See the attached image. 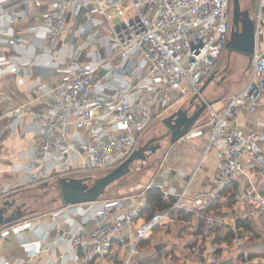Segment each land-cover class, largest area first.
<instances>
[{
	"label": "built area",
	"instance_id": "2783aa9c",
	"mask_svg": "<svg viewBox=\"0 0 264 264\" xmlns=\"http://www.w3.org/2000/svg\"><path fill=\"white\" fill-rule=\"evenodd\" d=\"M13 1L40 6L43 0H0V13ZM89 1L90 12L100 14L111 31L117 56L111 69L132 63L129 83L118 96L109 98L104 93V78L95 71V64H64L56 59L55 65L61 74L59 91L42 94L44 105L39 109L21 102L6 113L7 126L31 113L43 132L35 145L36 159L41 163L37 174L39 181L47 177L43 162L71 154L77 158L76 167L58 173L74 174L87 169L107 172L114 168L138 147L153 119L162 120L166 115L164 111L170 106L187 95L199 94L230 33L232 0ZM253 1L255 49L250 79L230 96L224 107L218 108L214 102L207 104L203 116L185 136L192 138L206 127L209 139L205 151L217 147L214 184L210 191L196 193L194 200L208 208L222 189L235 184L238 198L252 206L250 213L242 214L264 219V182L245 190L237 180L244 170L264 174L261 133L254 128L243 131L237 124L240 109L255 111L264 94V79H261L264 74V0ZM69 6L71 0H53L29 33L42 35L51 49H55L57 43L65 44L74 31L69 17L78 13L80 3L72 5L71 9ZM6 41L11 46H23L27 36L14 33ZM134 89L139 90L138 95L130 96ZM255 169L258 170L254 172ZM189 183L190 179L173 195L175 200L168 209L157 210L149 219L142 218L140 222L136 220L142 216L151 184L141 185L138 192L104 198L91 215L93 230L88 238L68 233L60 239H68L75 249L79 247V264H95L97 258H102L101 264H130L139 251L138 242L163 218L176 211L193 209L187 201ZM162 191L165 198L170 196L168 191ZM238 215L216 217L211 213H198L206 223L205 235L213 232L210 229L215 224L233 232V241L241 250L236 264H259L245 247L244 237L236 225ZM30 223L25 219L9 224L0 230V237H6L11 230H22ZM123 231L126 234L119 235ZM24 244L29 248V244L36 243ZM114 249L123 252L119 259L110 256ZM208 250L209 261L217 263V245L210 244Z\"/></svg>",
	"mask_w": 264,
	"mask_h": 264
},
{
	"label": "crops",
	"instance_id": "0c3cea01",
	"mask_svg": "<svg viewBox=\"0 0 264 264\" xmlns=\"http://www.w3.org/2000/svg\"><path fill=\"white\" fill-rule=\"evenodd\" d=\"M52 1L43 0L40 6H35L32 2L13 1L0 13V200L7 196L34 199L32 195L37 194L38 190L44 192L48 188L43 186L44 181L77 165L74 154L66 158L46 160L42 166L47 174L45 179L48 176L50 178H41L39 181L37 174L41 163L36 159L35 145L43 136L42 130L31 113L7 126L6 113L12 107L21 102H28L31 108L39 109L44 105L42 94L59 91L61 74L57 71L56 59L64 64H95V71L104 78V93L109 98L118 96L129 83L132 63L126 62L117 69H111L117 59L111 41V31L100 14L90 12L89 0H71V6L80 3V9L76 15L69 17L68 21L74 31L65 44L57 43L56 48L51 49L42 35L29 33L31 27L37 24L40 14L51 7ZM14 33L26 34L27 43L23 46L9 45L6 39ZM221 74H217L216 81ZM261 79H264V74ZM211 82V86L209 83L201 93L204 99L212 97L213 94H221L222 90H219L214 81ZM138 93L139 90L134 89L130 96H136ZM190 96H185L171 107L169 112L184 105ZM229 98L230 96H222L213 100L216 107L222 108ZM259 102L255 111L242 107L237 124L243 131L249 128L259 131L261 139L263 138L260 145L264 149V94ZM208 139V129L204 127L201 134L192 138L184 136L167 145L162 156L154 161L155 164L147 160L140 168L141 176L151 170L149 177H146L149 180L146 184L161 186L172 196L180 192L190 179L187 201L193 209L186 211L191 213L187 219H179L174 214L163 218L138 242L139 251L135 253L130 264H236L240 259L241 250L233 239L229 242L221 239L219 243H215V233L205 235L198 232V213H210L206 212L208 208L200 201L194 200V196L198 192L206 193L211 190L217 168V147L212 146L205 151ZM237 180L245 190H250L263 184L264 174H251L249 170H244ZM140 181L139 183H143V180ZM49 194H53L52 197ZM119 194L122 196L131 193ZM55 195L56 191L52 190L37 197L46 198L43 201L47 206L42 210L29 207L26 201V209L35 211L20 220L29 219L31 223L22 230H11L6 237H0V264H79V247L75 249L68 239L60 237L67 236L68 233H79L88 238L93 230L91 215L100 206L101 200L107 197L62 206L59 200L53 201ZM251 208L248 201L238 198L235 194L233 204L222 205L217 213L220 212L222 217L239 214L237 219L243 218L250 222L251 229L240 227L239 233L244 237L245 247L251 252V256L258 259L259 264H264V219L252 214H242L250 213ZM213 212H216V209ZM142 218L141 216L136 222H140ZM6 226H1L0 230ZM226 230L227 228L221 225L219 235L223 237ZM131 233L133 234V230ZM125 234L124 231L119 233ZM33 242L36 244H29L30 247L26 248L24 243ZM114 242L116 243L115 240ZM212 243L220 250L217 263L209 261L208 249ZM115 249L110 256L119 259L123 252H117ZM101 263L102 258L95 260V264Z\"/></svg>",
	"mask_w": 264,
	"mask_h": 264
},
{
	"label": "water",
	"instance_id": "95a60500",
	"mask_svg": "<svg viewBox=\"0 0 264 264\" xmlns=\"http://www.w3.org/2000/svg\"><path fill=\"white\" fill-rule=\"evenodd\" d=\"M224 48L228 52L233 51L247 57L246 69H250L255 49L254 22L249 9L247 7L243 8L240 0H232L231 27ZM218 73V69L213 70L200 87L199 94L192 95L184 105L170 111L162 118L161 121L166 128L165 133L140 143L136 149L111 170L95 177L57 173L50 178L52 180L44 181L43 186L48 187L46 191L33 194L32 196L34 198L41 197L47 191L55 189L57 195L54 196L53 201L59 200L62 206L98 200L105 194L112 183L131 170V165L135 161L144 162L152 153L160 149L161 140L167 139L169 144H173L191 130L203 116L207 104L214 102V100L202 98L201 93L211 81H214L215 85L219 86V83L226 78V75H222L216 81ZM26 198L7 196L0 200V227L15 223L35 211L26 209Z\"/></svg>",
	"mask_w": 264,
	"mask_h": 264
},
{
	"label": "rangeland",
	"instance_id": "374dc122",
	"mask_svg": "<svg viewBox=\"0 0 264 264\" xmlns=\"http://www.w3.org/2000/svg\"><path fill=\"white\" fill-rule=\"evenodd\" d=\"M240 2H241V6L243 8L247 7L249 9V12L251 15L253 8H254V5H253L254 1L253 0H240ZM231 11H232V5H231ZM246 65H247V57L240 55V54H237L233 51L228 52V50H226L224 48L223 51L221 52V54L219 55L216 63H215L214 70L218 69L220 74H221V71L223 73L227 69L228 70L230 69V72L228 73L226 78L218 86L219 90H222L221 94H219L217 96H215V94H213L212 97L208 96L207 99L213 100V99H216V98L222 97V96H228L229 97V96L233 95L234 93H236L237 91H239L240 89H242L251 77V68L247 70ZM221 75H223V74H221ZM221 75L218 77V79L221 77ZM211 83H213V82H211ZM211 83H210V86H211ZM173 106L174 105L170 106L164 112L167 114V112H169L170 108ZM165 132H166V128H165L164 124L162 123V121L160 119H153L152 122L147 127V129L145 130V133L143 134V136L140 140V143L146 141L147 139H149L151 137L159 136ZM160 143H161L160 149H158L155 153H152L144 162L135 161L131 165V170L127 174H125L124 176H122L121 178L116 180L114 183H112L110 185V187L107 189V191L105 192V194L103 195V197H117V196L121 195L119 193H133V192L141 189V185L143 183L144 184L148 183L149 180H147L146 177H149L148 175L151 173V170H147L148 171L147 173H143L144 176L142 175L143 176L142 177L141 176L142 170H140V168H142L143 164L147 160H151L152 163L155 164L154 161H157L160 158V156H162L163 151L166 149V147H167V145H169V143H168L167 139L161 140ZM105 172L106 171H101V170H96V169H87L83 172H81V171L75 172L74 175L81 176L82 174H84L86 176H94L95 177V176L100 175V174L105 173ZM140 180H143L142 181L143 183H139V182H141ZM42 191L43 190H38L36 193H41ZM54 191H55V189H54ZM51 195H53V194H49V196H51ZM45 199L46 198H44V199H40V198L31 199V197H30L27 199V202L29 204V207L39 208L40 210H42L47 206L43 201ZM258 251H260V249ZM263 262H264V257L262 259V263Z\"/></svg>",
	"mask_w": 264,
	"mask_h": 264
},
{
	"label": "trees",
	"instance_id": "16d2710c",
	"mask_svg": "<svg viewBox=\"0 0 264 264\" xmlns=\"http://www.w3.org/2000/svg\"><path fill=\"white\" fill-rule=\"evenodd\" d=\"M235 187H236L235 184H231L225 187L224 189H222V191L219 194V197L208 207L206 212L211 213L216 217L217 216L222 217L220 212L217 213V211L224 204L229 206L233 204L234 196H235ZM147 192L149 197L145 208L142 209L141 212L143 219H149L153 215V213L156 212L157 210L168 209V207H170L175 200L174 197L171 195L168 196V198H165L163 195V191L159 186L152 185L148 188ZM222 199L224 200L222 201ZM214 209H216V212H213ZM173 214L176 215L177 218L179 219H187L188 217L191 216V213H188L184 210L176 211ZM236 225L239 228L241 227L244 229H249V230L251 229L250 222L247 219H243V218L236 219ZM205 226H206L205 221L202 218H198L197 219L198 232L203 234ZM210 230L213 231V233H215V238L213 240L215 243H219L221 239L229 242L231 239H233L234 236L232 231L226 230V234L223 237H221L219 235L221 231V225L219 224L213 225L212 229ZM219 251L220 250H218V253Z\"/></svg>",
	"mask_w": 264,
	"mask_h": 264
},
{
	"label": "flooded vegetation",
	"instance_id": "af4514ba",
	"mask_svg": "<svg viewBox=\"0 0 264 264\" xmlns=\"http://www.w3.org/2000/svg\"><path fill=\"white\" fill-rule=\"evenodd\" d=\"M251 68V67H250ZM229 71H230V69H229ZM229 71H228V69L227 70H225L224 72H223V75H228V73H229Z\"/></svg>",
	"mask_w": 264,
	"mask_h": 264
}]
</instances>
